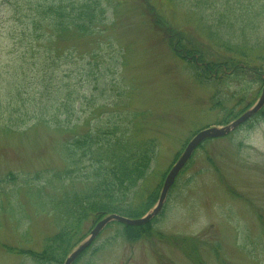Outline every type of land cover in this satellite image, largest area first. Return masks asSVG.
Listing matches in <instances>:
<instances>
[{
    "label": "rangeland",
    "instance_id": "374dc122",
    "mask_svg": "<svg viewBox=\"0 0 264 264\" xmlns=\"http://www.w3.org/2000/svg\"><path fill=\"white\" fill-rule=\"evenodd\" d=\"M97 2L106 25L71 41L70 77L53 91L72 103L70 116L47 126L0 109V264H48L41 256L53 257L64 229L80 232L78 246L98 223L62 215L63 198L84 192L91 170L87 158L66 160L67 142L111 132L154 141L150 176L127 201L145 211L199 131L262 95L264 0ZM209 62L226 72L200 83L194 67ZM137 229L129 239L112 223L76 264H264V116L196 151L161 214Z\"/></svg>",
    "mask_w": 264,
    "mask_h": 264
},
{
    "label": "trees",
    "instance_id": "16d2710c",
    "mask_svg": "<svg viewBox=\"0 0 264 264\" xmlns=\"http://www.w3.org/2000/svg\"><path fill=\"white\" fill-rule=\"evenodd\" d=\"M104 16L105 11L100 9L97 0H1L0 109L11 113V120L18 113L20 119L25 117L27 122L35 120L36 124L47 126H58L63 113L70 116L72 103L61 104V95L53 91L59 81L66 82L70 77L68 72L72 70L69 61L73 54L71 41L75 38H89L96 31H101L106 25ZM241 62L233 64L232 61L230 65L239 66ZM224 67L226 64L209 62L202 67L195 66L194 71L199 82L204 84L211 79L212 72L217 74L223 70L225 73ZM52 94L57 98L52 99ZM241 102L236 107L239 108ZM235 112L236 108L231 109L227 118L219 124L226 125L233 118L239 117L240 112ZM262 112L260 115L264 116ZM68 121L70 119H66V123ZM126 135L118 136L114 132L104 134L103 137L94 133L84 134L64 144L63 150L68 162L73 159L72 163L76 165L82 158H87L91 163L90 173L85 177L90 182L85 191L66 195L62 200L66 207L62 214L65 222H75L79 226L87 218L99 220L108 214L136 219L156 204L158 191L144 203L145 211L135 210L134 206L127 204L138 184L150 176L156 147L152 140L131 144V138ZM74 157L80 160L76 162ZM62 174L58 180H61ZM125 228L131 232L128 231L129 239H133V233L138 229ZM69 229L61 232L63 241L56 243L53 257L49 250L41 256V260L48 264L64 263L68 254L80 242V239L76 240L80 232Z\"/></svg>",
    "mask_w": 264,
    "mask_h": 264
},
{
    "label": "water",
    "instance_id": "95a60500",
    "mask_svg": "<svg viewBox=\"0 0 264 264\" xmlns=\"http://www.w3.org/2000/svg\"><path fill=\"white\" fill-rule=\"evenodd\" d=\"M263 107H264V89L262 92V96L260 97L259 101L255 104V106L251 108L248 112H246L244 115H242L239 119L231 123L230 125L223 128L212 127L199 132L188 144V146L186 147L184 153L182 154L178 162L169 172L164 182V186L157 206L146 217L139 220H131L117 215L108 216L107 218H105L104 220H102L97 224L95 229L91 232L90 237L68 257L65 264H73L79 258V256L87 248L91 246V244L101 233V231L111 222H119L121 224L128 226H140L148 223L152 218H154L156 215H158L161 212L163 205L166 201L167 195L169 193V190L174 185L175 180L179 176L180 172L185 168L187 163L190 161L194 152L207 140L219 139L229 135L231 132H233L238 127H240L243 123L248 121L251 117L256 115Z\"/></svg>",
    "mask_w": 264,
    "mask_h": 264
}]
</instances>
